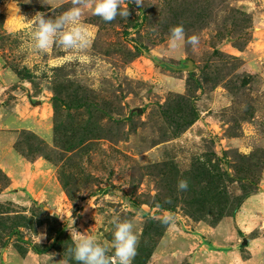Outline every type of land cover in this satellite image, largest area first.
Masks as SVG:
<instances>
[{"label": "rangeland", "instance_id": "374dc122", "mask_svg": "<svg viewBox=\"0 0 264 264\" xmlns=\"http://www.w3.org/2000/svg\"><path fill=\"white\" fill-rule=\"evenodd\" d=\"M71 7L0 0V264H77L74 238L111 248L113 218L132 264H264V0L85 9L88 49L33 50L35 13ZM176 25L199 44L172 50Z\"/></svg>", "mask_w": 264, "mask_h": 264}, {"label": "clouds", "instance_id": "9594fccd", "mask_svg": "<svg viewBox=\"0 0 264 264\" xmlns=\"http://www.w3.org/2000/svg\"><path fill=\"white\" fill-rule=\"evenodd\" d=\"M11 3L7 5L9 12L17 15L20 8L18 4L11 7ZM40 3L47 5V0H40ZM129 3H134L140 8L143 7L144 0H71L72 7L55 19L49 18L45 12L38 11L30 20L33 24L32 48L37 52H47L55 45L67 51H84L92 43L88 30L80 23L84 10L91 11L93 15L105 22H111L118 16L123 19L128 18L130 12L127 4ZM185 43L195 48L199 44V38L196 35L186 37L183 25L171 27L169 47L176 50ZM187 189L188 181L178 180V192L187 191ZM160 222L171 226L174 223V217L165 214L160 218ZM112 224L114 231L111 248L100 244L95 237L87 233L80 234L78 238H74L73 246L66 249L71 259L77 264H132L137 255L139 243L134 231L135 225L132 221H121L119 218H113ZM109 251L113 254L109 255Z\"/></svg>", "mask_w": 264, "mask_h": 264}, {"label": "trees", "instance_id": "16d2710c", "mask_svg": "<svg viewBox=\"0 0 264 264\" xmlns=\"http://www.w3.org/2000/svg\"><path fill=\"white\" fill-rule=\"evenodd\" d=\"M243 199H244V198H243ZM243 199H242L241 201H239V203H238L237 206H236V209L239 208V206H240V204L242 203ZM236 209H235V210H236Z\"/></svg>", "mask_w": 264, "mask_h": 264}, {"label": "water", "instance_id": "95a60500", "mask_svg": "<svg viewBox=\"0 0 264 264\" xmlns=\"http://www.w3.org/2000/svg\"><path fill=\"white\" fill-rule=\"evenodd\" d=\"M244 243H246V240L244 241Z\"/></svg>", "mask_w": 264, "mask_h": 264}, {"label": "crops", "instance_id": "0c3cea01", "mask_svg": "<svg viewBox=\"0 0 264 264\" xmlns=\"http://www.w3.org/2000/svg\"><path fill=\"white\" fill-rule=\"evenodd\" d=\"M240 229V228H239ZM240 231H241V229H240ZM242 232V231H241Z\"/></svg>", "mask_w": 264, "mask_h": 264}]
</instances>
